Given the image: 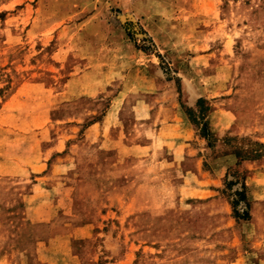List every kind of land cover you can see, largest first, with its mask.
<instances>
[{
	"label": "rangeland",
	"instance_id": "rangeland-1",
	"mask_svg": "<svg viewBox=\"0 0 264 264\" xmlns=\"http://www.w3.org/2000/svg\"><path fill=\"white\" fill-rule=\"evenodd\" d=\"M0 264H264V0H0Z\"/></svg>",
	"mask_w": 264,
	"mask_h": 264
},
{
	"label": "trees",
	"instance_id": "trees-1",
	"mask_svg": "<svg viewBox=\"0 0 264 264\" xmlns=\"http://www.w3.org/2000/svg\"><path fill=\"white\" fill-rule=\"evenodd\" d=\"M194 105L200 108L198 115H195L193 112L192 108H188V118L190 119V122L193 123L198 129L200 130V135L203 136L207 141L208 145L211 147L213 144L212 142L216 140L215 135L211 131L209 120H208V115L210 112V106L205 103V99L202 97L198 98L195 102ZM255 144H258L255 142ZM259 145H262L259 143ZM263 146V145H262ZM235 157L238 158L239 160H245V159H255L258 158L262 155L261 152L255 151L252 149H236L234 151ZM236 162L238 164L239 162ZM239 195V199L245 200L246 195L245 191L241 190L238 191L237 193ZM237 201H234L236 203ZM247 204V203H246ZM234 216L237 219H248L249 218V212L248 209H244L241 211V213H238L237 210H234Z\"/></svg>",
	"mask_w": 264,
	"mask_h": 264
},
{
	"label": "crops",
	"instance_id": "crops-1",
	"mask_svg": "<svg viewBox=\"0 0 264 264\" xmlns=\"http://www.w3.org/2000/svg\"><path fill=\"white\" fill-rule=\"evenodd\" d=\"M115 99V98H114ZM114 114V104H110V107L108 108V111L106 112L105 115H103L102 120L98 121V122H92L90 123L87 128H86V132H87V137H91L93 141L96 140V136H97V132H99L101 129H103V133L106 136V128L108 127V123H110L112 121L113 115ZM168 123V122H167ZM110 124H113L112 122ZM169 124V123H168ZM170 125V124H169ZM186 129H189L188 127H185ZM92 133L94 135H92ZM115 139V138H114ZM118 140H119V136H118ZM183 141V140H182ZM120 142V141H119ZM179 146L186 145L188 143L185 144V142H181L179 141L177 143ZM179 148V147H178ZM184 147L183 150L181 152H184ZM180 151V150H179ZM188 154L187 153H181V157L180 159H184L185 155ZM198 180V179H196Z\"/></svg>",
	"mask_w": 264,
	"mask_h": 264
}]
</instances>
